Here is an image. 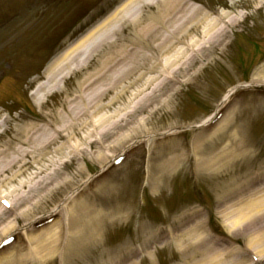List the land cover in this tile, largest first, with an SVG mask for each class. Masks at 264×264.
<instances>
[{
  "label": "rangeland",
  "instance_id": "rangeland-1",
  "mask_svg": "<svg viewBox=\"0 0 264 264\" xmlns=\"http://www.w3.org/2000/svg\"><path fill=\"white\" fill-rule=\"evenodd\" d=\"M127 1L0 0V149L12 152L19 129L49 122L47 113L60 109L65 94H51L41 108L34 103L31 92L44 79L45 68ZM145 1V11L156 8L155 0ZM184 1L201 7L212 19L226 15L225 20L238 21L227 28L222 44L210 46L207 58L198 57L185 72L179 66L184 62L177 65L175 76L183 82L159 79L150 87L141 82L131 89L130 112L109 140L114 149L88 148L82 133L70 143L81 144L86 153L73 157L67 147L56 152L58 145H53L38 163L0 185V264L28 252L34 247L32 238L60 219L57 233L59 244H64L66 221L77 218L76 204L88 202L121 209L109 223L98 226L95 238L84 235L71 256L64 261L57 255L54 264H125L131 259L135 264H200L219 254L221 264L264 262V7L258 8L255 0ZM122 14L139 18L128 11ZM124 26L120 36L130 35L133 25ZM76 82L73 76L61 85L74 90ZM137 89L142 94L134 98L131 93ZM125 104L121 100L117 106ZM221 124L224 128L207 141L201 158L217 142V150L229 147L225 163L216 170H200L196 147ZM172 144L181 160L166 173L158 167L166 165ZM160 152L164 159L153 160ZM102 155L116 156L102 163ZM159 176L163 186L157 190L154 182ZM21 182L28 183L22 187ZM50 189L55 191L50 194ZM249 199L261 201V210L230 232L227 224L236 220L238 208ZM22 210L30 213L20 216ZM196 223L190 229L203 236L196 245L178 250L176 241L152 239L159 232L179 236Z\"/></svg>",
  "mask_w": 264,
  "mask_h": 264
},
{
  "label": "bare ground",
  "instance_id": "bare-ground-1",
  "mask_svg": "<svg viewBox=\"0 0 264 264\" xmlns=\"http://www.w3.org/2000/svg\"><path fill=\"white\" fill-rule=\"evenodd\" d=\"M131 1L128 0L119 6L95 28L70 44L47 65L44 70V79L31 92L34 103L41 108L47 98L55 92H62L65 97L60 104V109L54 108L47 113L50 119L45 126H29L19 129L15 137L17 146L12 152L8 153V148L0 149V185L3 182L13 181L24 173L26 167L38 163L53 145H58L56 152H61L67 147L69 154L73 157L85 152L86 148L81 147V144L70 143L72 137L81 136L82 133H84L82 140L86 147L95 149V151L114 149V141L109 140L114 135L113 132L119 121L125 119L130 112L127 98L130 97L131 89L141 82L146 87H150L159 79L163 82L171 80L174 84L183 82L184 80H179L175 76L179 70L177 65L184 62L179 66L185 72L200 60L198 57L207 58L211 51L210 46L217 43L222 44L227 37V28L234 26L238 21L236 17L225 20L226 15L212 19L210 14L201 7H193L194 5L184 0H155L156 8L147 11L144 9V6L149 4L147 1L138 0L136 4L130 5ZM255 1L258 8L264 7V0ZM124 11L139 14V18L123 15ZM114 20L116 21L115 26L106 28ZM126 23L133 25V31L130 35L120 36ZM206 48L207 50H204ZM203 51L207 53L200 54ZM151 73L155 75L147 78L146 76ZM73 76L77 78L74 90L61 85V83L66 84ZM235 90L236 87L228 90L222 102H226ZM131 94L136 98L142 94V90L137 89ZM121 100L126 101L124 107L117 106ZM140 104L139 101L135 108H138ZM212 116L206 118L204 124L208 123ZM4 122L7 123V120ZM223 128L221 124L207 138L198 143L196 153L200 170H216L223 167L228 145L217 150L214 147L218 144L216 142L209 149V155L201 158L204 145ZM121 141L122 139L116 143ZM172 146L173 150L163 161L166 165L163 168L158 167L160 171L164 169V172L170 173L181 160L180 155L175 153L177 145L172 144ZM115 156L102 155L99 161L104 163ZM152 159L159 162L164 158L160 152ZM52 164H56V161ZM27 183L21 182L20 186H26ZM154 185L157 190L162 188L160 176L155 180ZM48 191L51 194V191L54 192L55 189ZM45 196L48 198L49 193ZM260 202L249 199L241 205L238 208L239 213L236 220L231 222L232 224H227L230 232L236 231L240 223L258 214L261 210ZM17 203L15 202L16 208L19 207ZM76 209L80 211L77 218L66 221L69 226H67V239L62 244L63 246L59 244L60 237L57 233V228L63 223V219H60L55 226L47 228L42 234H37L32 238L34 247L28 251L30 253L22 252L12 257L11 261L8 259L7 263L24 264L31 260L37 264H54L55 256L61 254L65 261L71 256L73 249L79 247L84 235L95 238V233L100 231L98 226L109 223L121 208L105 205L93 207V203L88 202L80 203L78 206L76 204ZM29 213V210H22L19 215L27 216ZM72 213L73 207L68 211L70 218L73 217ZM195 214L192 216L194 217ZM114 221L118 219H113L112 222ZM196 226L197 223L191 225L179 236L175 235L174 231L159 232L152 239L161 241L166 238L169 242L176 241V247L181 250L183 247L196 245L202 239L203 236L194 235V230L190 229ZM133 253L131 251L129 255ZM221 260L222 255L219 254L216 257L202 259L200 264H221ZM126 261L129 262L125 264L136 263L132 259Z\"/></svg>",
  "mask_w": 264,
  "mask_h": 264
},
{
  "label": "water",
  "instance_id": "water-1",
  "mask_svg": "<svg viewBox=\"0 0 264 264\" xmlns=\"http://www.w3.org/2000/svg\"><path fill=\"white\" fill-rule=\"evenodd\" d=\"M262 264H264V262Z\"/></svg>",
  "mask_w": 264,
  "mask_h": 264
}]
</instances>
